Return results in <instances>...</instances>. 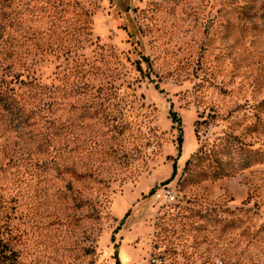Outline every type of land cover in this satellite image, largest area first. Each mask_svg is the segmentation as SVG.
Instances as JSON below:
<instances>
[{
	"label": "rangeland",
	"instance_id": "rangeland-1",
	"mask_svg": "<svg viewBox=\"0 0 264 264\" xmlns=\"http://www.w3.org/2000/svg\"><path fill=\"white\" fill-rule=\"evenodd\" d=\"M0 92V264L264 263V0H0Z\"/></svg>",
	"mask_w": 264,
	"mask_h": 264
},
{
	"label": "built area",
	"instance_id": "built-area-1",
	"mask_svg": "<svg viewBox=\"0 0 264 264\" xmlns=\"http://www.w3.org/2000/svg\"><path fill=\"white\" fill-rule=\"evenodd\" d=\"M152 198L160 201V203H171L175 197V188L172 183L158 184L151 193ZM147 264H166V262L158 255H149ZM205 264H210L206 262ZM212 264H224L219 258L213 260ZM264 264V263H261Z\"/></svg>",
	"mask_w": 264,
	"mask_h": 264
},
{
	"label": "trees",
	"instance_id": "trees-1",
	"mask_svg": "<svg viewBox=\"0 0 264 264\" xmlns=\"http://www.w3.org/2000/svg\"><path fill=\"white\" fill-rule=\"evenodd\" d=\"M0 104L2 105V108L5 111L12 112V109H14V107L16 105V100L12 97H9V95H7L6 93L0 92ZM19 110L20 109H17V111H19ZM170 115H171L172 121H175L178 124L179 133L177 136V148H179L180 142H181L180 123H179V120L177 118H175L174 114H170ZM114 257H115V261L117 264L116 251L114 252Z\"/></svg>",
	"mask_w": 264,
	"mask_h": 264
}]
</instances>
